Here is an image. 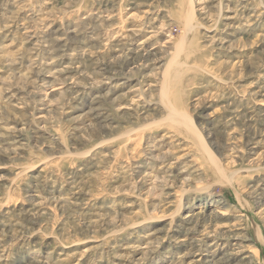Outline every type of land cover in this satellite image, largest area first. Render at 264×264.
<instances>
[{"label": "rangeland", "instance_id": "374dc122", "mask_svg": "<svg viewBox=\"0 0 264 264\" xmlns=\"http://www.w3.org/2000/svg\"><path fill=\"white\" fill-rule=\"evenodd\" d=\"M0 264H264V0H0Z\"/></svg>", "mask_w": 264, "mask_h": 264}, {"label": "bare ground", "instance_id": "6f19581e", "mask_svg": "<svg viewBox=\"0 0 264 264\" xmlns=\"http://www.w3.org/2000/svg\"><path fill=\"white\" fill-rule=\"evenodd\" d=\"M184 20L185 21H187V24H188V20H190V16L188 17V15L186 16L185 15V18H184ZM187 26V25H186ZM164 28V27H163ZM183 29V28H182ZM70 31V30H69ZM67 32V31H66ZM71 32L72 33H74V31H72L71 30ZM70 32V33H71ZM166 43H165V48L166 49H170V48H172V44H171V42H170V39L168 40V41H165ZM175 54H173V53H171V58L169 59V67L171 68V71H174L175 70V67H174V64H175V60H176V57L174 56ZM58 61V60H57ZM54 62L53 61V63H51V64H49L48 66H49V69H48V73L51 75V76H54V77H56V76H62V74H64V70H63V68H62V66H63V63H61V61L60 62ZM63 62V61H62ZM176 64H178V63H176ZM59 79V78H58ZM55 89V88H54ZM49 109L47 108V107H44V108H42V109H40V112L41 113H44V112H50V111H48ZM177 113V112H176ZM46 114V113H45ZM171 114H173V113H171ZM175 114V113H174ZM179 114V113H178ZM44 115V114H43ZM179 115H181V114H179ZM171 116H173V115H171ZM177 116V115H176ZM170 117V116H169ZM179 117V116H178ZM185 117V116H184ZM186 118V117H185ZM187 118H189V117H187ZM175 120V119H174ZM177 120L178 121H181L180 119H178V118H176V122H177ZM188 120V119H187ZM186 120V123L187 122H189V121H187ZM184 121V120H183ZM179 123V122H178ZM182 125H180V127H181ZM183 127V126H182ZM196 137V142H197V146H199V148H200V146H202V145H205L204 144V141H203V139L201 138H198L197 136H195ZM200 137V136H199ZM136 144V143H135ZM137 147V146H136ZM202 149V148H201ZM135 151V150H134ZM130 154H132V153H130ZM133 157V156H132ZM158 161V160H157ZM200 192H201V190H200ZM199 194V193H198ZM182 197H183V195H182ZM184 198V197H183ZM169 217V216H168ZM189 217V216H188ZM187 217V218H188ZM241 255V254H240ZM257 256V255H256Z\"/></svg>", "mask_w": 264, "mask_h": 264}]
</instances>
